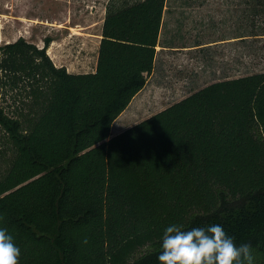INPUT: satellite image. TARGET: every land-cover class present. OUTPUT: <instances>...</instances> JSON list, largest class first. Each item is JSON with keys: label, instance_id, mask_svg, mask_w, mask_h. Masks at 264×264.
<instances>
[{"label": "trees", "instance_id": "trees-1", "mask_svg": "<svg viewBox=\"0 0 264 264\" xmlns=\"http://www.w3.org/2000/svg\"><path fill=\"white\" fill-rule=\"evenodd\" d=\"M167 1L110 0L92 73L57 67L50 38L0 43V214L20 264H160L173 223L221 224L264 264V71L111 137L155 69Z\"/></svg>", "mask_w": 264, "mask_h": 264}, {"label": "rangeland", "instance_id": "rangeland-1", "mask_svg": "<svg viewBox=\"0 0 264 264\" xmlns=\"http://www.w3.org/2000/svg\"><path fill=\"white\" fill-rule=\"evenodd\" d=\"M109 2L0 0V43L24 37L44 47L56 29L72 34L74 27L78 34L81 26L99 35ZM254 4L253 0H168L153 81L160 95H139L114 122L111 137L214 82L263 72L264 36H248L254 30Z\"/></svg>", "mask_w": 264, "mask_h": 264}, {"label": "clouds", "instance_id": "clouds-1", "mask_svg": "<svg viewBox=\"0 0 264 264\" xmlns=\"http://www.w3.org/2000/svg\"><path fill=\"white\" fill-rule=\"evenodd\" d=\"M160 247V264H256L251 243L237 244L221 224L189 229L170 224L164 229ZM20 257L21 249L0 214V264H20Z\"/></svg>", "mask_w": 264, "mask_h": 264}, {"label": "crops", "instance_id": "crops-1", "mask_svg": "<svg viewBox=\"0 0 264 264\" xmlns=\"http://www.w3.org/2000/svg\"><path fill=\"white\" fill-rule=\"evenodd\" d=\"M102 25L99 35L94 34L91 27L88 28L81 26L82 29L77 30L79 32L78 34L73 32V30H76L74 27H70V29H72V34L69 31L56 29L53 35L51 34L47 37L51 39L48 55L53 60L54 64L57 67H65L69 73L81 74L95 72L97 69L99 48L102 39ZM37 46L42 48L43 45L37 44ZM157 48H159V46ZM164 49L165 48H163V50ZM157 58L158 52L156 56L155 69L148 78L147 85L133 99V101L142 93H156L157 96L160 95V91L157 88L156 90V86L153 85L157 71ZM88 68H91V71L88 70Z\"/></svg>", "mask_w": 264, "mask_h": 264}]
</instances>
